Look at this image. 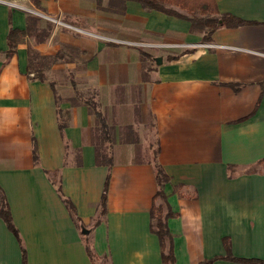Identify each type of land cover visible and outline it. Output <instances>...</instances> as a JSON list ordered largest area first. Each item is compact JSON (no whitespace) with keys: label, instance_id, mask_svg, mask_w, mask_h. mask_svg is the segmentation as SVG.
<instances>
[{"label":"crops","instance_id":"obj_1","mask_svg":"<svg viewBox=\"0 0 264 264\" xmlns=\"http://www.w3.org/2000/svg\"><path fill=\"white\" fill-rule=\"evenodd\" d=\"M39 2L0 0V189L28 264H94L88 248L108 264H163L155 164L169 177L175 264L226 256L225 239L264 263V0H215L244 24L207 41V28L135 1ZM11 29L26 36L8 59ZM33 50L50 62L44 80ZM0 264H23L1 216Z\"/></svg>","mask_w":264,"mask_h":264},{"label":"trees","instance_id":"obj_2","mask_svg":"<svg viewBox=\"0 0 264 264\" xmlns=\"http://www.w3.org/2000/svg\"><path fill=\"white\" fill-rule=\"evenodd\" d=\"M130 1H135L141 4L144 8L150 10H155V11L157 10L169 16H176L179 18H183L185 20L190 21L192 25L198 26L199 28H207L209 32L203 38L206 41L210 40L212 34L222 26L238 27L244 24L243 21L238 20L232 16L220 15L215 0H130ZM31 2L34 4L35 7L37 8L40 7L39 0H31ZM167 6L177 7L181 9L182 11H185L188 15H190L191 18H187L184 15H181L180 13L176 12L175 10L167 8ZM197 14L200 15L201 18H197L196 17ZM203 18L206 19L202 20ZM25 36H26V32H21L15 29L10 30L8 35V46H9V50L7 52L8 59L16 51L17 45L24 41ZM39 79L44 80V77L40 72H39ZM91 106L93 108H96L94 102H91ZM97 116L100 117V114L97 113ZM59 127L60 130H64L66 124L60 121ZM99 153H100V149L97 150V163L106 165L109 168H111L112 165L111 161H107V162L102 161L103 159L99 157L100 155ZM155 170H156L158 191L154 197L153 206L150 212V216L152 220L151 230L160 239L163 264H175L176 259L174 255V245H173L174 240L168 227V220L169 218L174 216V213L171 211V208L167 202V197L163 191V187L165 183L169 181V177L165 174L163 168L160 165L155 164ZM53 175L56 176L57 173H54ZM109 180H110V175H108L106 178L104 190L102 193L101 202H100V215H104L107 210V194H108ZM52 182H54L55 184L57 183L56 180H54L53 178H52ZM57 190L64 204L70 211L72 218H74V220L77 222L78 218L76 217V209L73 203L62 195L61 187L58 185H57ZM158 200H161L162 203L157 204ZM0 216L7 224L10 231H12L15 234V236L17 237L20 243L22 249L23 264H28L26 250L21 242L17 229L13 225L7 200L1 189H0ZM224 245L227 251L226 256L215 257L210 260H205L200 264H214L218 260H227L242 264H264L261 260H253V259L245 260V259H239L233 257V255L231 254L230 244L228 239L224 240ZM88 253L95 264V260H98V258L96 257V255L92 253V251L89 248H88Z\"/></svg>","mask_w":264,"mask_h":264},{"label":"rangeland","instance_id":"obj_3","mask_svg":"<svg viewBox=\"0 0 264 264\" xmlns=\"http://www.w3.org/2000/svg\"><path fill=\"white\" fill-rule=\"evenodd\" d=\"M197 18H201L200 15H196ZM206 18H203L202 20H205ZM38 35H42L38 33ZM44 35V34H43ZM49 61L45 58V59H42L40 57V55L38 53H36L34 50L31 52V65H32V69L33 71H35L37 74L39 72H42V69H41V64H44V65H49ZM35 74V75H37ZM107 153H108V150L107 149H102V156H107ZM264 167V166H263ZM158 204H161V200L158 201ZM97 264H108V261L105 259V258H100L98 259V262Z\"/></svg>","mask_w":264,"mask_h":264},{"label":"built area","instance_id":"obj_4","mask_svg":"<svg viewBox=\"0 0 264 264\" xmlns=\"http://www.w3.org/2000/svg\"><path fill=\"white\" fill-rule=\"evenodd\" d=\"M9 4V3H8ZM14 5V4H13ZM15 7H18V8H21V9H24V10H28L24 7H21V6H18V5H14ZM28 11H31V10H28ZM131 45H134V46H139V47H156V45H152V44H140V43H130ZM183 47H185V45H182ZM200 46H203V47H209V48H214V47H217V45L215 44H200ZM162 48H172V47H180V46H176V45H168V44H164L161 46Z\"/></svg>","mask_w":264,"mask_h":264},{"label":"water","instance_id":"obj_5","mask_svg":"<svg viewBox=\"0 0 264 264\" xmlns=\"http://www.w3.org/2000/svg\"><path fill=\"white\" fill-rule=\"evenodd\" d=\"M156 62L158 63V64H161L162 63V58H157L156 59ZM82 232H83V234H89L90 233V231L89 230H87L86 228H82Z\"/></svg>","mask_w":264,"mask_h":264}]
</instances>
